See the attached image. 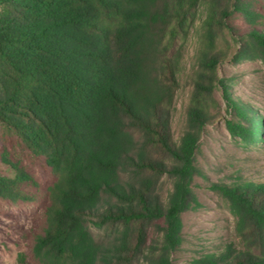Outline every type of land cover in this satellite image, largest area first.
Here are the masks:
<instances>
[{"label":"trees","instance_id":"16d2710c","mask_svg":"<svg viewBox=\"0 0 264 264\" xmlns=\"http://www.w3.org/2000/svg\"><path fill=\"white\" fill-rule=\"evenodd\" d=\"M253 3L0 0V201L39 206L18 264H172L182 214L200 206L197 149L216 87L237 117L228 126L247 145L264 140L259 116L216 72L224 29L242 32L235 60L264 63V12ZM195 20L191 88L175 123ZM224 178L207 186L227 202L240 245L197 261L264 264V173Z\"/></svg>","mask_w":264,"mask_h":264},{"label":"rangeland","instance_id":"374dc122","mask_svg":"<svg viewBox=\"0 0 264 264\" xmlns=\"http://www.w3.org/2000/svg\"><path fill=\"white\" fill-rule=\"evenodd\" d=\"M253 7L264 12V0H254ZM203 15L204 8L200 6L197 17ZM233 23L240 31L246 27L238 16H234ZM194 25L182 50L185 72L179 76L180 86L173 99L175 123L183 117L191 88L186 72L190 69V56L195 50V29H198L199 21L195 20ZM235 31L237 34L233 35L224 29L217 39L223 56L217 62L216 72L228 82L233 97L253 108L262 121L264 134V63L258 58L234 59L240 45L237 40L242 36V32ZM213 98L212 117L205 124L197 149V160L205 174V178H195L194 189L200 206L182 214L183 242L172 253V264H199L197 260L200 257L220 250L228 242L239 246L240 241L234 231L235 218L227 202L207 183L225 180V175L235 169L248 176L264 173V140L245 144L240 135L228 126V122H235L237 117L226 108L221 88L213 90ZM38 211L36 204L10 205L0 201V264H18L21 254L27 257L29 235Z\"/></svg>","mask_w":264,"mask_h":264}]
</instances>
